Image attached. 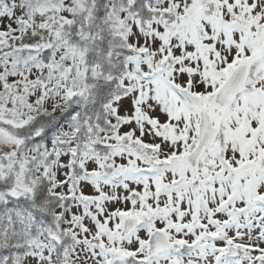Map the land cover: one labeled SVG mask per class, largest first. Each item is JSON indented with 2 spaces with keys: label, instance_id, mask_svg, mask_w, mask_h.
<instances>
[{
  "label": "snow or ice",
  "instance_id": "1",
  "mask_svg": "<svg viewBox=\"0 0 264 264\" xmlns=\"http://www.w3.org/2000/svg\"><path fill=\"white\" fill-rule=\"evenodd\" d=\"M0 264H264V0H0Z\"/></svg>",
  "mask_w": 264,
  "mask_h": 264
}]
</instances>
